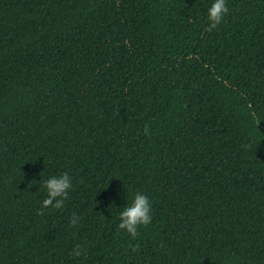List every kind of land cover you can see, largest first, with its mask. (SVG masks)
<instances>
[{
	"label": "trees",
	"instance_id": "obj_1",
	"mask_svg": "<svg viewBox=\"0 0 264 264\" xmlns=\"http://www.w3.org/2000/svg\"><path fill=\"white\" fill-rule=\"evenodd\" d=\"M209 3L0 0V264H264V0Z\"/></svg>",
	"mask_w": 264,
	"mask_h": 264
},
{
	"label": "clouds",
	"instance_id": "obj_2",
	"mask_svg": "<svg viewBox=\"0 0 264 264\" xmlns=\"http://www.w3.org/2000/svg\"><path fill=\"white\" fill-rule=\"evenodd\" d=\"M228 12L226 0H210L207 7L206 16L208 21V31L215 29L224 19ZM147 132V128L145 129ZM43 179V188L46 193V198L42 201V208L51 206L53 208H61L64 199L68 196L72 188L71 179L68 173L52 175ZM54 201V202H53ZM152 204L149 198L142 192L137 190L130 197V203H127L119 212L118 229L125 231L132 238L137 235L139 226H147L152 221ZM79 217L73 214L70 223H79ZM135 251V249H133ZM85 249L81 246H75L71 255L81 257Z\"/></svg>",
	"mask_w": 264,
	"mask_h": 264
}]
</instances>
